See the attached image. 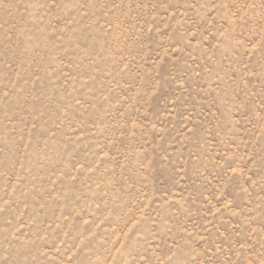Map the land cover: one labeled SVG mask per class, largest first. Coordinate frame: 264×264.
<instances>
[{
    "label": "rangeland",
    "instance_id": "1",
    "mask_svg": "<svg viewBox=\"0 0 264 264\" xmlns=\"http://www.w3.org/2000/svg\"><path fill=\"white\" fill-rule=\"evenodd\" d=\"M0 264H264V0H0Z\"/></svg>",
    "mask_w": 264,
    "mask_h": 264
}]
</instances>
